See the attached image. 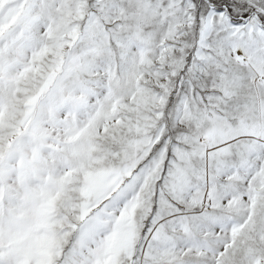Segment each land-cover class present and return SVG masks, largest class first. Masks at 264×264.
I'll return each mask as SVG.
<instances>
[{
    "label": "snow or ice",
    "instance_id": "6c2138e0",
    "mask_svg": "<svg viewBox=\"0 0 264 264\" xmlns=\"http://www.w3.org/2000/svg\"><path fill=\"white\" fill-rule=\"evenodd\" d=\"M0 264H264V0H0Z\"/></svg>",
    "mask_w": 264,
    "mask_h": 264
}]
</instances>
